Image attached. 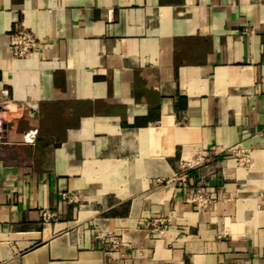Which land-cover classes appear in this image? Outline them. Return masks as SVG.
<instances>
[{"label": "crops", "instance_id": "0c3cea01", "mask_svg": "<svg viewBox=\"0 0 264 264\" xmlns=\"http://www.w3.org/2000/svg\"><path fill=\"white\" fill-rule=\"evenodd\" d=\"M0 103V264H264V0H0Z\"/></svg>", "mask_w": 264, "mask_h": 264}, {"label": "built area", "instance_id": "2783aa9c", "mask_svg": "<svg viewBox=\"0 0 264 264\" xmlns=\"http://www.w3.org/2000/svg\"><path fill=\"white\" fill-rule=\"evenodd\" d=\"M8 42L7 47L9 52L15 56V57H26L30 53H32L38 44V40L35 37V35L25 29L10 33L8 36ZM4 129H5V117L3 115V109L2 105L0 103V144L4 141ZM233 150V149H231ZM234 151V150H233ZM237 154V157L239 161L247 159L248 154L245 151H235ZM210 153L207 151L204 153H201L198 156V160L193 161H184L181 163V168L183 171H187L190 168L195 167L196 165L200 164L202 161H205L207 158H209ZM186 175V173H185ZM68 195V198L74 199L75 197ZM192 202H195L200 208H203L207 206L211 202L210 196L202 191H197L193 197L191 198ZM55 216V213L45 211L43 213V217L45 221H49L51 218ZM160 221V220H158ZM162 223V226L155 225V230H158L160 232H164L166 227L168 226V223L166 222H159ZM111 241L114 244H118V238L113 237L111 238Z\"/></svg>", "mask_w": 264, "mask_h": 264}]
</instances>
